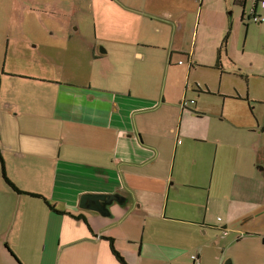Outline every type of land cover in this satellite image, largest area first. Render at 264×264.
Wrapping results in <instances>:
<instances>
[{
	"label": "crops",
	"instance_id": "0c3cea01",
	"mask_svg": "<svg viewBox=\"0 0 264 264\" xmlns=\"http://www.w3.org/2000/svg\"><path fill=\"white\" fill-rule=\"evenodd\" d=\"M83 2L78 12L93 20L88 78L58 69L61 82L42 78L51 109L0 108L11 183L71 215L0 177V264H120L108 238L128 264H193L192 253L226 264L264 208V179L252 177L264 166V21L252 20H264V0ZM252 23L261 34L245 63L235 30L246 25L245 54ZM21 115L27 133L14 147ZM37 118L42 127L30 132ZM11 151L23 161L17 175L3 156ZM234 153L249 155L244 168L228 161ZM84 194L121 200L104 217L80 208Z\"/></svg>",
	"mask_w": 264,
	"mask_h": 264
},
{
	"label": "rangeland",
	"instance_id": "374dc122",
	"mask_svg": "<svg viewBox=\"0 0 264 264\" xmlns=\"http://www.w3.org/2000/svg\"><path fill=\"white\" fill-rule=\"evenodd\" d=\"M83 4L86 3L79 0H0V108H3L2 105L7 101L13 100L19 113H24L30 108L35 112L51 109L53 99L46 90L52 86L42 81V78L55 76L56 81L61 82L63 76L55 74L58 69L63 73L68 71L85 73V78H88L91 61L89 47L91 42L93 43V20L88 12H78V8ZM229 12L232 13L231 10ZM250 26L252 29L245 54L242 50L248 32L246 25L242 24L235 30L236 35L239 36L235 57L244 59L245 63L250 62L255 50L257 41L252 35L255 37L261 34L256 24L252 23ZM232 38H236L234 34ZM50 55L53 61L47 62V57ZM244 55H248L250 59L248 60ZM43 67L47 72L42 69ZM146 75L153 81L157 78L150 73ZM165 75V72H161L158 80ZM67 79L66 77L65 80ZM41 89H43L42 93L38 92ZM189 97L191 95H188ZM6 116L3 112L0 121H6L8 119ZM21 116L23 118L18 123L14 120L16 126L13 123L10 126V130L18 138L10 139L15 144L14 147H19L22 140L18 135L27 133L24 131V125L21 124L26 117ZM33 121L34 126L30 132L33 129L35 133L42 127L44 120L37 118ZM259 138L258 136L252 138L253 150L251 149L250 152L253 162L259 158L256 156L257 147H255L256 142L258 144L260 142ZM3 156L9 162L10 174L17 175V167L23 161H20L12 151L4 152ZM248 157L249 155L244 154L237 159L234 153L229 155L228 161L233 163L234 167L241 164L240 168H244L248 164L246 160ZM36 160L26 158L24 162L31 164ZM256 164H258L257 169L262 167L263 171H256L252 177L257 182H261L264 179V166L258 162ZM1 175L0 171V177ZM260 182L257 184L260 185ZM247 225L252 231H247L243 244L235 243L225 259L226 262L231 260L233 264H264V208L261 214L251 219Z\"/></svg>",
	"mask_w": 264,
	"mask_h": 264
},
{
	"label": "water",
	"instance_id": "95a60500",
	"mask_svg": "<svg viewBox=\"0 0 264 264\" xmlns=\"http://www.w3.org/2000/svg\"><path fill=\"white\" fill-rule=\"evenodd\" d=\"M121 197L118 195H103V194H84L80 199V208L87 209V211H95L102 216L110 215V207L114 201L120 203ZM226 264H233L228 260Z\"/></svg>",
	"mask_w": 264,
	"mask_h": 264
},
{
	"label": "trees",
	"instance_id": "16d2710c",
	"mask_svg": "<svg viewBox=\"0 0 264 264\" xmlns=\"http://www.w3.org/2000/svg\"><path fill=\"white\" fill-rule=\"evenodd\" d=\"M220 60H218V64H220L219 62ZM217 64V65H218ZM0 163H1V173H2V178L5 182V184L11 189V191L15 192V193H18V194H26L27 196H31V197H35V198H39L41 199L50 209L56 211V208L54 205L50 204L46 199L45 197L41 196V195H37V194H29V193H26V192H23L21 191L20 189H18L13 183H11V180L9 179V177L7 176L6 174V170H5V165H4V161H3V158L0 154ZM58 214H64V215H71V213H60L58 211H56ZM77 220H83V221H86L84 217L82 216H79V217H74V216H71ZM110 243V248H111V251L113 253V255L116 257V259L118 260V262L120 264H128L126 262V260L117 252V250L115 249V244H114V240L112 238H108L107 239Z\"/></svg>",
	"mask_w": 264,
	"mask_h": 264
},
{
	"label": "built area",
	"instance_id": "2783aa9c",
	"mask_svg": "<svg viewBox=\"0 0 264 264\" xmlns=\"http://www.w3.org/2000/svg\"><path fill=\"white\" fill-rule=\"evenodd\" d=\"M79 1H84V0H79ZM254 22H260V21H264L262 17L259 16H254L252 19ZM195 103V102H194ZM190 104H193V101H189V100H183L181 102V106L183 109H187L190 107ZM191 260L193 261V264H201L200 263V259L199 256L197 254H191L190 255Z\"/></svg>",
	"mask_w": 264,
	"mask_h": 264
}]
</instances>
